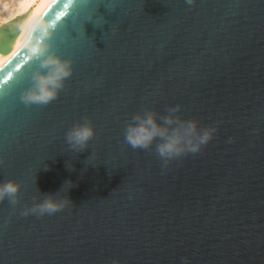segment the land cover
Masks as SVG:
<instances>
[{"label":"water","instance_id":"water-1","mask_svg":"<svg viewBox=\"0 0 264 264\" xmlns=\"http://www.w3.org/2000/svg\"><path fill=\"white\" fill-rule=\"evenodd\" d=\"M65 3L0 62V182L21 186L0 201V264H264V0H123L119 16L97 9L105 23L86 22L75 50L84 6ZM24 19L0 26V53ZM49 22L73 72L56 99L26 105ZM175 106L214 130L197 151L165 161L158 139L125 142L135 114ZM85 121L95 134L77 153L65 134ZM55 193L60 210L25 214Z\"/></svg>","mask_w":264,"mask_h":264},{"label":"clouds","instance_id":"clouds-1","mask_svg":"<svg viewBox=\"0 0 264 264\" xmlns=\"http://www.w3.org/2000/svg\"><path fill=\"white\" fill-rule=\"evenodd\" d=\"M191 4L193 0H185ZM104 17L95 18L94 24L102 26ZM54 30V25L49 22L41 25L37 31L39 35L32 41L30 52L39 61L37 70L31 76L30 85L20 96L22 103L26 105H46L57 98L64 87L65 81L72 75V61L52 50L48 42ZM179 106L169 108L168 114L160 117L155 111L148 110L135 114L131 122L124 129V140L132 148H148L157 139L156 153L162 159L177 157L185 152H195L204 145L212 136L213 129H200L195 120H184L176 115ZM95 134V129L90 122H82L74 125L65 134V142L70 150L77 153L84 151L89 141ZM2 163V161H0ZM68 167L71 168L68 164ZM71 182H65L61 190ZM20 184L14 180L0 182V201L8 199L16 202L20 191ZM60 190V191H61ZM59 193V192H58ZM44 194L38 204L28 212H36L40 215L52 214L65 206L66 201L57 198V194Z\"/></svg>","mask_w":264,"mask_h":264},{"label":"bare ground","instance_id":"bare-ground-1","mask_svg":"<svg viewBox=\"0 0 264 264\" xmlns=\"http://www.w3.org/2000/svg\"><path fill=\"white\" fill-rule=\"evenodd\" d=\"M57 0H0V14L4 21L2 26L13 20L25 17L20 33L14 42L10 53H0V62L9 56L21 43L29 28L46 12ZM13 16L9 19L10 16ZM1 21V19H0Z\"/></svg>","mask_w":264,"mask_h":264},{"label":"snow or ice","instance_id":"snow-or-ice-1","mask_svg":"<svg viewBox=\"0 0 264 264\" xmlns=\"http://www.w3.org/2000/svg\"><path fill=\"white\" fill-rule=\"evenodd\" d=\"M78 2L84 6V11L79 13L78 22L71 33L74 50L77 45L86 44L88 37L84 34L83 25L88 21L94 23L95 18L99 17L97 16V9L104 7L107 8L109 12H115L117 16H119L121 14L120 9L122 8L123 0H78ZM71 3L72 0H69V3L64 4V7L68 8ZM59 18L58 16L57 19ZM73 33H75V35H73Z\"/></svg>","mask_w":264,"mask_h":264},{"label":"rangeland","instance_id":"rangeland-1","mask_svg":"<svg viewBox=\"0 0 264 264\" xmlns=\"http://www.w3.org/2000/svg\"><path fill=\"white\" fill-rule=\"evenodd\" d=\"M13 16L11 15L10 17H9V19H11ZM0 19H1V21H0V26H2V22H5L4 21V17H3V15L2 14H0Z\"/></svg>","mask_w":264,"mask_h":264}]
</instances>
